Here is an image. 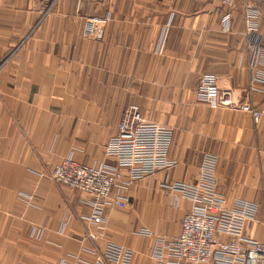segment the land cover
I'll return each mask as SVG.
<instances>
[{"label": "crops", "instance_id": "1", "mask_svg": "<svg viewBox=\"0 0 264 264\" xmlns=\"http://www.w3.org/2000/svg\"><path fill=\"white\" fill-rule=\"evenodd\" d=\"M246 4L0 0V264H94L108 244L129 248L130 264H155V241L177 237L191 208L162 184L195 183L205 154L217 158L225 206L257 205L244 232L264 239V0L253 33ZM86 16L109 17L95 39L83 35ZM203 74L257 108L259 121L196 102ZM128 106L174 130L175 165L133 186L126 207H108L96 228L88 197L46 173L69 156L113 166L104 148Z\"/></svg>", "mask_w": 264, "mask_h": 264}, {"label": "built area", "instance_id": "2", "mask_svg": "<svg viewBox=\"0 0 264 264\" xmlns=\"http://www.w3.org/2000/svg\"><path fill=\"white\" fill-rule=\"evenodd\" d=\"M37 2V0H32ZM223 7H232L236 0H218ZM259 0H247L244 23L246 29L256 30L254 20L259 12L254 4ZM228 16L224 27H229ZM109 17L86 16L82 18V32L95 39ZM258 43L255 41V44ZM259 44V43H258ZM264 84V79L260 81ZM195 100L210 109H228L251 114L254 123L260 118L257 108L241 102L230 90H220L214 75L203 74L195 93ZM174 130L146 119L134 106L124 109L115 134L104 148V157L113 166L96 167L80 164L71 156L56 164L47 177L56 184L66 186L88 197L91 207L87 221L96 228L105 222L108 207L124 209L126 194L133 186L160 170L168 171L175 162L169 157ZM217 158L205 154L195 183L162 184L170 194L191 202V208L181 219V231L177 237L157 239L151 256L155 264H264V239L254 240L245 235L247 221L255 219L257 205L237 200L232 207L225 206L217 192L214 172ZM43 165H48L47 161ZM42 177L43 174L39 173ZM218 234L226 235L223 242ZM91 239L96 232L89 233ZM132 251L119 245L108 244L94 264H130Z\"/></svg>", "mask_w": 264, "mask_h": 264}]
</instances>
